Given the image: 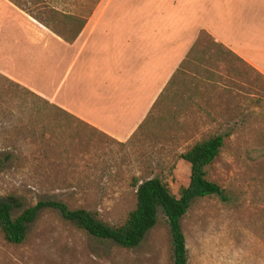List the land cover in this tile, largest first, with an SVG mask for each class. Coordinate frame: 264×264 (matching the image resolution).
<instances>
[{
    "label": "rangeland",
    "instance_id": "1",
    "mask_svg": "<svg viewBox=\"0 0 264 264\" xmlns=\"http://www.w3.org/2000/svg\"><path fill=\"white\" fill-rule=\"evenodd\" d=\"M93 6V0H0V43L27 45L28 27H77L82 20L63 12ZM191 59L192 75L177 76L144 125L122 142L0 73V202L16 199V217L39 200L59 201L119 226L135 207L137 182L159 178L179 197L190 176L179 156L229 134L205 169L228 199L191 203L180 222L187 261L264 264V77L204 33ZM0 66L11 69V62ZM0 264H173L171 235L159 210L139 246L123 249L44 209L19 245L0 230Z\"/></svg>",
    "mask_w": 264,
    "mask_h": 264
},
{
    "label": "crops",
    "instance_id": "2",
    "mask_svg": "<svg viewBox=\"0 0 264 264\" xmlns=\"http://www.w3.org/2000/svg\"><path fill=\"white\" fill-rule=\"evenodd\" d=\"M93 1L63 12L77 27H28L27 45L0 43V64L11 62L0 73L118 142L192 75L202 33L264 77V0Z\"/></svg>",
    "mask_w": 264,
    "mask_h": 264
},
{
    "label": "trees",
    "instance_id": "3",
    "mask_svg": "<svg viewBox=\"0 0 264 264\" xmlns=\"http://www.w3.org/2000/svg\"><path fill=\"white\" fill-rule=\"evenodd\" d=\"M228 135H214L201 140L179 156L190 166L189 183L180 190L179 197H175L159 178L137 182L134 185L135 207L119 226L105 225L85 209H69L62 202L46 199L24 208L13 217L14 210L21 206L11 197L9 201L0 202V230L3 237L9 244L23 243L29 226L39 212L51 209L57 211L65 221L98 240L110 241L123 249H134L156 225L157 214L161 210L171 235L173 264H188L185 237L180 222L195 199L204 197H218L223 201L228 199L225 189L206 179L205 171L219 156Z\"/></svg>",
    "mask_w": 264,
    "mask_h": 264
}]
</instances>
